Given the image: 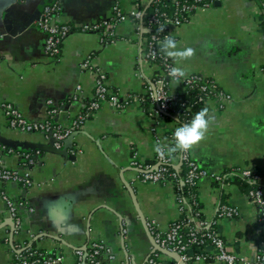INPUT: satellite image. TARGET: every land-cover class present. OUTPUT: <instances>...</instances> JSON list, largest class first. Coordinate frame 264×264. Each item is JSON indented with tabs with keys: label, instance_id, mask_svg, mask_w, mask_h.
<instances>
[{
	"label": "crops",
	"instance_id": "crops-1",
	"mask_svg": "<svg viewBox=\"0 0 264 264\" xmlns=\"http://www.w3.org/2000/svg\"><path fill=\"white\" fill-rule=\"evenodd\" d=\"M49 1L0 0V102H12L29 119L44 120L48 101L53 100L59 109L55 120L67 126L93 96L97 70L106 73L111 90L121 97L147 91L158 70L144 57L146 36L134 20L103 32L81 29L85 23L109 19L116 2L128 10L133 0H56L61 6L57 20L76 29L64 40L58 61L45 52L46 35L38 19L24 31L18 30ZM170 32L179 50L194 51L189 59H172L175 66L187 75L213 79L232 96L224 107L216 99L206 101L214 119L205 139L191 150L193 156L211 171L243 167L264 173V15L258 2L223 0L221 5L198 9L188 22L171 27ZM104 37H111L110 41L104 42ZM90 54L94 70L82 68ZM170 88L180 92L183 85L173 81ZM152 123L137 100L123 110L104 103L77 130L73 147L62 155L40 148L50 142L44 133L11 128L0 107V137L12 140L11 145L29 147L26 151L41 150L31 168V187L0 182V190L26 201L20 209L23 227L17 238L27 240L34 235V246L64 252L63 264H74V247L93 241L104 243L105 264H143L152 250L147 221L156 219L167 227L180 216L173 187L136 180L131 167L134 150L144 161L155 155ZM174 127L173 120L164 118L158 132L165 136ZM4 160L10 167L20 163L17 154H5ZM220 185L227 194L223 202L215 196ZM198 192L208 219L215 216L220 203L239 208V217L222 218L216 226L229 250L253 257L264 225L256 222L257 209L247 191L205 178ZM11 226L0 197V264H10L12 258L13 245L7 240Z\"/></svg>",
	"mask_w": 264,
	"mask_h": 264
},
{
	"label": "built area",
	"instance_id": "built-area-1",
	"mask_svg": "<svg viewBox=\"0 0 264 264\" xmlns=\"http://www.w3.org/2000/svg\"><path fill=\"white\" fill-rule=\"evenodd\" d=\"M223 0H141L126 10L120 2L113 5L109 19H102L81 26L84 31H104L107 27L134 20L138 31L148 32L145 37L144 57L156 68L157 72L150 81L145 93L126 94L121 97L111 90L107 75L103 70L96 71V81L93 96L84 108L73 117L67 125H61L55 120L58 108L53 100L48 101V117L44 120L29 119L18 107L10 101H1L0 107L11 128L24 132L44 133L56 149H61L65 139L73 132L83 127L89 119L106 103L114 109L123 110L134 100L143 103L148 96L153 104L148 114L153 119L152 131L156 145L160 143L173 147L175 140L172 135L163 136L158 132V125L166 115L181 117L194 105L206 103L208 99H216L220 107H224L232 98L231 94L220 88L211 78L201 74H189L179 79L183 85L180 92L172 91L171 82H176L169 75L173 60L161 50V42L166 36H172L170 28L188 22L200 8L215 6ZM257 1V0H256ZM264 15V0L257 1ZM153 4L151 12L147 6ZM61 6L58 1L47 3L41 11L38 26L45 32V52L58 61L62 54V44L70 34L72 25L57 20ZM113 23V24H111ZM162 29V30H161ZM106 33V32H105ZM106 35V34H105ZM108 36H112L109 31ZM173 37V36H172ZM105 40V37L103 38ZM93 54L82 62V68L94 70ZM193 93L196 96H193ZM194 97L195 101L191 99ZM175 133V127L166 134ZM172 136V137H171ZM165 147L161 153L155 151L152 160L144 161L134 150L131 167L136 172L135 179L149 183L170 184L176 194L180 216L167 227H163L156 219H150L146 225L152 236V250L143 264H190L195 261H219L225 264H264V233L257 240L253 257H241L227 247V243L216 225L222 218H237L240 210L237 206L220 203L212 219L204 217L198 186L202 179L211 178L216 182L224 181L234 175L255 186L247 191V197L257 209L256 222L264 225V186L257 185L264 181V173L250 168L233 167L226 171H211L199 164L192 151H177L171 155ZM41 150L28 152L16 151L0 144V182H13L26 189L34 184L31 168L37 162ZM5 154H17L20 157L19 166L10 167L5 164ZM226 184V183H224ZM230 185V184H229ZM186 192V194L183 192ZM0 197L6 203L8 217L14 222L10 227V239L13 254L10 264H63L66 258L64 252L46 251L33 244L30 239H18L23 227L21 207L26 201L21 197L11 196L6 190H0ZM163 248L171 254L163 253ZM106 248L104 243L93 241L87 245L74 247V264H105ZM163 255L167 257L164 259ZM176 255L178 259H175Z\"/></svg>",
	"mask_w": 264,
	"mask_h": 264
},
{
	"label": "clouds",
	"instance_id": "clouds-1",
	"mask_svg": "<svg viewBox=\"0 0 264 264\" xmlns=\"http://www.w3.org/2000/svg\"><path fill=\"white\" fill-rule=\"evenodd\" d=\"M161 50L167 57L173 59L174 62L189 59L194 55V51L191 48L179 50L177 42L172 36H166L164 38L161 42ZM169 75L173 80L178 82L179 79L186 77L187 72L181 67H172ZM213 119V116L209 114V109L207 107L203 108L196 113L190 123L184 124L176 129L174 133L175 145L173 147H167L158 143L155 150L161 153L167 147L169 155L177 151L186 152L192 150L205 139Z\"/></svg>",
	"mask_w": 264,
	"mask_h": 264
},
{
	"label": "trees",
	"instance_id": "trees-1",
	"mask_svg": "<svg viewBox=\"0 0 264 264\" xmlns=\"http://www.w3.org/2000/svg\"><path fill=\"white\" fill-rule=\"evenodd\" d=\"M138 0H135V2H137ZM139 1H141V0H139ZM257 1H259V0H257ZM262 1V0H261ZM50 2H53V0H50L48 3H50ZM47 4V3H46ZM45 4V5H46ZM44 5V6H45ZM43 6V7H44ZM153 8H154V6H153V4H149V6H147V12L149 13V12H151L152 10H153ZM59 13H60V11H59ZM73 30H76L75 29V27H71V31H70V33L71 32H73ZM100 32V31H99ZM143 35L144 36H147L148 35V32H144L143 33ZM111 38V37H110ZM110 38H108V37H105V40H104V42H109L110 40ZM175 39V38H174ZM115 92V91H114ZM115 93H117V92H115ZM193 96H196L194 93H193ZM193 102L195 101V99H194V97H192V99H191ZM89 102V100H87V102L86 103H88ZM153 104V102L151 101V99L148 97V96H146L145 97V100L143 101V103H142V105H143V107L146 109V111H149V109H150V107H151V105ZM203 108H205V103H203V102H198V103H194V105L189 109V111H187L186 113H185V115H183V116H181V117H173V116H170V115H166L164 118L165 119H169V120H173L174 122H175V131H176V129L178 128V127H180V126H182V125H184V124H187V123H190L191 122V120L194 118V116L196 115V113H198L199 111H201ZM169 135H172L173 137H174V133L172 132V133H170V134H166L165 136L167 137V136H169ZM171 136V137H172ZM5 147H7V148H13V149H15L16 151H18L17 150V148H16V146H14V145H9V144H7V145H5ZM36 150H38V148H33V149H31V150H29L28 152H36ZM217 183H219V182H217ZM224 183H226V184H232V185H238V186H241V188H242V190H246V191H248L251 187H253V186H255L254 184H251V183H249V182H247V181H244V180H242L241 178H239L238 176H236V175H234V176H232V177H229V178H227L225 181H224ZM224 183L222 182L221 184H223L224 185ZM257 185H261V186H264V181L263 182H258L257 183ZM183 192L186 194V192L183 190ZM218 192V191H217ZM226 193V189L224 188V186H222V185H220V191L216 194L215 193V196H217V198L219 199V200H221L222 202L224 201V199L226 198V196L225 195H227V194H225ZM225 194V195H224ZM202 207V206H201ZM203 214H204V217L206 216V213H205V211H203Z\"/></svg>",
	"mask_w": 264,
	"mask_h": 264
},
{
	"label": "water",
	"instance_id": "water-1",
	"mask_svg": "<svg viewBox=\"0 0 264 264\" xmlns=\"http://www.w3.org/2000/svg\"><path fill=\"white\" fill-rule=\"evenodd\" d=\"M221 3L222 2H217L216 3V5H221ZM41 11L42 10H38V11H36L31 17H29L19 28H18V30H19V32H21V31H24L25 29H27L28 27H30L31 26V24L35 21V20H37V19H39V17H40V14H41ZM9 28H11V26H7V29H9ZM12 32L13 33H15V31L14 30H12ZM77 134H78V131H75V132H73L70 136H68L66 139H65V141H64V145H63V147L61 148V149H56L55 147H54V145H53V142L52 141H50L49 143H48V145L47 146H42V145H40V148L41 149H47V150H50V151H52V150H54V151H57L59 154H62V155H67V153H68V150L69 149H71L72 147H73V139H74V137L75 136H77ZM13 143V141L12 140H10V139H6V138H4V137H0V144H5V145H7V144H9V145H11ZM32 148L34 147L33 145L31 146ZM16 148H17V150H25V149H30L29 147H24L23 145H21V144H17L16 145ZM73 156H75V155H71V157H73ZM74 158V157H73ZM14 224V222L11 220V225H13ZM147 227V226H146ZM147 230H148V227H147ZM148 233L150 234V232H149V230H148ZM150 237H151V242L153 243V240H152V236H151V234H150ZM163 253H167V254H171L170 252H168L167 250H165V249H163V248H159ZM174 256V258L175 259H178V257L176 256V255H173ZM166 264H168V261H166Z\"/></svg>",
	"mask_w": 264,
	"mask_h": 264
}]
</instances>
